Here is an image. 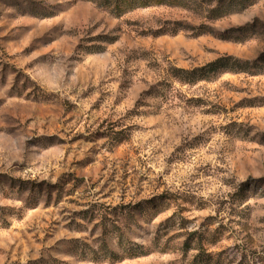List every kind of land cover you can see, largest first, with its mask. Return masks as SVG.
Listing matches in <instances>:
<instances>
[{"label":"rangeland","instance_id":"obj_1","mask_svg":"<svg viewBox=\"0 0 264 264\" xmlns=\"http://www.w3.org/2000/svg\"><path fill=\"white\" fill-rule=\"evenodd\" d=\"M208 1L0 0V264H264V0Z\"/></svg>","mask_w":264,"mask_h":264},{"label":"trees","instance_id":"obj_2","mask_svg":"<svg viewBox=\"0 0 264 264\" xmlns=\"http://www.w3.org/2000/svg\"><path fill=\"white\" fill-rule=\"evenodd\" d=\"M88 1L93 2L98 8L107 9L113 17L118 18L135 10L161 7V6L197 10L201 7L204 0H88ZM211 3L212 1L209 0L207 2V5H211ZM251 3L252 0H220L219 2H216L214 6H212L207 10L208 16L206 17V19L221 20L232 14L241 12ZM246 29L247 27H241L238 29H232L226 31L224 33L242 34ZM195 30L197 31L196 34L198 36L202 34H206V32L202 31L201 28ZM219 37H222L221 39L223 40L233 39L229 36H219ZM251 65L253 64L235 60L230 57H225V58H218L214 62H211L201 68H194L191 70L173 69L172 75L180 83L192 84L196 81L208 78L210 74L214 73L215 71L221 68H228L232 71H235V69H239L243 71ZM144 204L145 205L138 204V206L136 207L134 206L133 208L130 209V211L126 215H131V214L141 215L140 217L142 218L155 217L158 213L156 211L160 207L161 202L153 203L152 201H150ZM112 225H113V229L110 230L109 232L117 237H120L118 232H114L115 230L118 229V227L115 226V224ZM81 248L82 251H86V249H89L88 246H86L85 244H83ZM82 253L84 254L85 252ZM101 255L103 254L101 253ZM113 255L114 254H109V258ZM144 255H146V253L144 252V250H142V248H136L135 250H133L132 248H127L126 250H124V252H122V254L117 259L119 260L125 258L130 259ZM98 259L99 258H95V260ZM204 263L206 264L207 262H203V264Z\"/></svg>","mask_w":264,"mask_h":264}]
</instances>
